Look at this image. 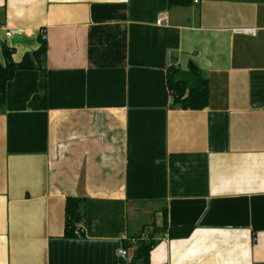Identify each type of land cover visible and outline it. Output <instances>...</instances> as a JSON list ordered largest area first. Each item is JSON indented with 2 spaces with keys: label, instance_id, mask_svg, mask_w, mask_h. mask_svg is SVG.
I'll list each match as a JSON object with an SVG mask.
<instances>
[{
  "label": "crops",
  "instance_id": "1",
  "mask_svg": "<svg viewBox=\"0 0 264 264\" xmlns=\"http://www.w3.org/2000/svg\"><path fill=\"white\" fill-rule=\"evenodd\" d=\"M42 39L45 108L36 64L0 111V264H131L149 239L148 264H264V0H0V63ZM192 64L208 104L172 107L166 69Z\"/></svg>",
  "mask_w": 264,
  "mask_h": 264
},
{
  "label": "trees",
  "instance_id": "2",
  "mask_svg": "<svg viewBox=\"0 0 264 264\" xmlns=\"http://www.w3.org/2000/svg\"><path fill=\"white\" fill-rule=\"evenodd\" d=\"M193 0H168V6H189ZM3 63H0V111L5 101L6 83L12 79L16 70L34 69L36 64L40 69L41 78L38 84L40 94L31 98L28 106L33 110H41L45 103V69L44 59L46 54V42L40 41L38 49L31 53H25L19 62L12 60L13 49L6 45H1ZM166 84L172 99L171 106L180 109L200 110L208 104L207 80L202 77L200 71L192 64L186 71L171 65L166 69ZM83 198L67 197L64 206V229L63 237L74 239L83 236V230L78 227L83 225L84 220ZM82 222V223H81ZM84 226V225H83ZM191 227H173L167 231L169 238H182L189 235ZM156 241H138L134 251V258L131 264H148L149 251L155 246Z\"/></svg>",
  "mask_w": 264,
  "mask_h": 264
},
{
  "label": "built area",
  "instance_id": "3",
  "mask_svg": "<svg viewBox=\"0 0 264 264\" xmlns=\"http://www.w3.org/2000/svg\"><path fill=\"white\" fill-rule=\"evenodd\" d=\"M193 2H198V0H193ZM164 16H162V15H160L158 18H157V20H156V24H161V23H163L164 22ZM241 31L242 32H244V33H252L253 32V30L252 29H241ZM5 35L6 36H10V31H6L5 32ZM78 227L79 228H81L82 230H83V225L82 224H79L78 225ZM118 255H120V256H126L127 255V252L125 251V249H123V248H121V249H119L118 250Z\"/></svg>",
  "mask_w": 264,
  "mask_h": 264
}]
</instances>
